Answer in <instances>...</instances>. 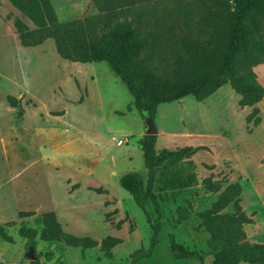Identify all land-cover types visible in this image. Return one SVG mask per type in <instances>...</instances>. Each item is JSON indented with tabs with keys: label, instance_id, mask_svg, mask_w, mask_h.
Wrapping results in <instances>:
<instances>
[{
	"label": "rangeland",
	"instance_id": "1",
	"mask_svg": "<svg viewBox=\"0 0 264 264\" xmlns=\"http://www.w3.org/2000/svg\"><path fill=\"white\" fill-rule=\"evenodd\" d=\"M50 2L59 21L97 12L91 0ZM14 19L33 28L21 11L0 0V226L9 238L0 237V264H127L129 254L147 248L150 237L142 210L117 182L126 172L145 173L137 145L143 120L105 61L63 59L50 38L24 47L14 31ZM252 70L264 89V60ZM6 95L18 99L19 105L11 107ZM238 99L226 83L201 103L187 95L158 105L153 118L156 130L160 126L168 132L202 130L206 137L190 156L191 165L185 160L167 164L157 175L154 193L161 230L151 256L136 264H210L206 235L195 216L215 197L200 186L210 173L214 180L239 182L240 205L251 218L243 225L246 239L264 245V94L254 104L256 125L246 122L251 107H240ZM166 142L163 146L168 149L179 145ZM190 173L195 176L192 184L180 190L160 188L162 179ZM176 206L186 209L185 220L177 221ZM27 211L33 214H19ZM46 211L54 212L67 233L96 241L109 235L121 241L108 257L98 246L81 249L46 242L38 234L30 244L18 229L38 231V216ZM149 212L154 220L152 207ZM168 233L195 249L198 257L174 258ZM28 247L34 260L25 256Z\"/></svg>",
	"mask_w": 264,
	"mask_h": 264
},
{
	"label": "trees",
	"instance_id": "2",
	"mask_svg": "<svg viewBox=\"0 0 264 264\" xmlns=\"http://www.w3.org/2000/svg\"><path fill=\"white\" fill-rule=\"evenodd\" d=\"M95 14L79 19L59 21L50 0H8L32 23L28 28L13 20L14 31L24 47L40 44L50 38L55 52L72 62L105 61L111 72L124 84L138 115L154 118L159 103L177 101L191 95L201 101L228 83L239 95L240 107L250 106L246 122H259L258 109L264 89L252 68L264 60V0H91ZM171 1V2H170ZM11 107L18 99L6 95ZM21 110L17 111L19 115ZM155 134H141L137 139L145 173L130 171L117 179L120 188L132 197L142 210L150 229L147 248L132 251L127 264L151 256L161 230L160 206L154 193L159 172L167 164L185 160L198 146L184 145L174 149H154ZM212 168V166H206ZM203 177L201 188L215 197L209 206L197 211L206 235L205 245L210 264H264V245L246 239L243 225L251 222L240 205L238 181ZM195 181L193 174L162 179L160 188L181 189ZM149 207L153 208V220ZM177 221L188 216L183 206H176ZM22 216L33 212H19ZM40 228L20 227L18 232L33 244V237L66 246H98L108 257L121 240L105 236L96 241L63 231L52 211L38 216ZM0 237L9 238L0 226ZM170 254L176 259L198 257L195 249L167 234ZM31 264H38L31 261Z\"/></svg>",
	"mask_w": 264,
	"mask_h": 264
},
{
	"label": "crops",
	"instance_id": "3",
	"mask_svg": "<svg viewBox=\"0 0 264 264\" xmlns=\"http://www.w3.org/2000/svg\"><path fill=\"white\" fill-rule=\"evenodd\" d=\"M80 63V62H79ZM86 63H90V62H86ZM76 79L78 82H81L77 76H76ZM84 83V82H83ZM85 84V83H84ZM86 85V84H85ZM185 97V96H184ZM209 97V96H208ZM183 98V97H182ZM207 98V97H206ZM205 98V99H206ZM181 99V98H180ZM179 99V100H180ZM204 100V99H203ZM202 101V100H201ZM201 101H198V103H201ZM161 104V103H159ZM158 104V105H159ZM158 105L156 106L155 108V113H154V117L155 115H157L158 113ZM63 113V112H62ZM154 121V120H153ZM143 134V133H142ZM155 141H154V149L155 151H158L157 148H166L165 146H163L164 144H166L168 142H170L171 144L174 143V141H177V145L178 147H181V146H184V145H191V146H198V145H201L203 144V139L206 137V133L203 132L202 130L198 131H187V130H181V131H176V132H168L167 130L164 129V127L160 126L159 128H157V132L155 134ZM159 142V145L160 146H157L156 143ZM168 149V148H167ZM160 150V149H159ZM110 173H114L112 170H110ZM144 174V172H143ZM82 185L84 184H81L80 187H82ZM120 239V238H119ZM157 242H158V239H157ZM120 243V242H119ZM114 247V246H113ZM112 247V248H113ZM156 247V246H155ZM111 248V249H112ZM111 251V250H110ZM146 259V258H145ZM142 260V259H140ZM139 260V261H140ZM137 263V262H136ZM135 263V264H136Z\"/></svg>",
	"mask_w": 264,
	"mask_h": 264
},
{
	"label": "water",
	"instance_id": "4",
	"mask_svg": "<svg viewBox=\"0 0 264 264\" xmlns=\"http://www.w3.org/2000/svg\"><path fill=\"white\" fill-rule=\"evenodd\" d=\"M142 120L144 124L143 134H149V135L156 134L157 130L153 123V120L148 116L143 117ZM25 256L31 260H34L35 257L32 253L31 247H28L27 251L25 252Z\"/></svg>",
	"mask_w": 264,
	"mask_h": 264
},
{
	"label": "built area",
	"instance_id": "5",
	"mask_svg": "<svg viewBox=\"0 0 264 264\" xmlns=\"http://www.w3.org/2000/svg\"><path fill=\"white\" fill-rule=\"evenodd\" d=\"M122 141L120 139L116 140L117 144H120Z\"/></svg>",
	"mask_w": 264,
	"mask_h": 264
}]
</instances>
